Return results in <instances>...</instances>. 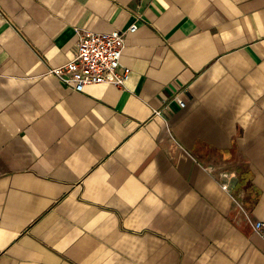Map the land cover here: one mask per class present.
Segmentation results:
<instances>
[{"label": "crops", "instance_id": "1", "mask_svg": "<svg viewBox=\"0 0 264 264\" xmlns=\"http://www.w3.org/2000/svg\"><path fill=\"white\" fill-rule=\"evenodd\" d=\"M134 22L122 86L50 72ZM256 221L264 0H0V264H264Z\"/></svg>", "mask_w": 264, "mask_h": 264}, {"label": "built area", "instance_id": "2", "mask_svg": "<svg viewBox=\"0 0 264 264\" xmlns=\"http://www.w3.org/2000/svg\"><path fill=\"white\" fill-rule=\"evenodd\" d=\"M136 28L137 24L134 22L126 30L76 29L78 39L73 57L61 65L51 67L50 72L69 89L77 92L93 83L107 82L122 86L130 71L129 67L120 63L125 35L127 31H134ZM175 98L179 105L184 106L183 99L178 95ZM227 186L223 185L224 188ZM252 226L264 235V221H256Z\"/></svg>", "mask_w": 264, "mask_h": 264}]
</instances>
